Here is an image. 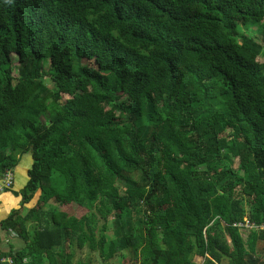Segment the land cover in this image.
<instances>
[{
	"label": "trees",
	"instance_id": "1",
	"mask_svg": "<svg viewBox=\"0 0 264 264\" xmlns=\"http://www.w3.org/2000/svg\"><path fill=\"white\" fill-rule=\"evenodd\" d=\"M250 23L264 34V0H0V179L30 154L9 190L38 195L1 221L25 242L4 253L264 264V45Z\"/></svg>",
	"mask_w": 264,
	"mask_h": 264
},
{
	"label": "rangeland",
	"instance_id": "2",
	"mask_svg": "<svg viewBox=\"0 0 264 264\" xmlns=\"http://www.w3.org/2000/svg\"><path fill=\"white\" fill-rule=\"evenodd\" d=\"M261 23H250L247 26L243 25L240 29L244 32H246L249 35L255 36L257 38V40L260 41V43L262 45H264V34L262 32H260V27H261ZM263 31V29H262ZM260 61H264V52L259 56L258 58ZM48 63H45V68H47ZM46 78V84H48L49 86L51 85V81L49 79V77H45ZM81 91V89H80ZM79 93V92H78ZM67 98V96H65V99ZM32 163V157L30 154H26L22 157L21 161L19 164H17V166L14 168V172H15V184L13 187V190H20L25 183L28 180V174H27V168L28 166H30ZM233 167L237 170L240 168V160L239 158H234L233 160ZM38 196V195H37ZM37 196L30 202H28L25 205H22L21 203V197L20 196H16L11 190L2 192L0 194V206H3L4 209L7 208V210L9 211L8 213H10L12 211V209H21L22 213H27L33 206L36 205V199ZM69 210L71 212H76V208L69 205L68 206ZM109 228L107 230V235L109 238H113L115 236V228L116 225H114V223L112 222V219L109 221ZM29 226L30 230H34V222H28L27 224ZM15 235L12 234V231H8L6 232V234H8L9 236H11V242L9 240V242H6V245L10 246L13 245L15 248H20L22 246L25 245V242L23 240V238H21L16 232H14ZM242 233L243 236L246 237L248 234V229L247 228H243L242 229ZM17 241L20 243H23L22 246H17ZM70 251L74 252V257H73V263L76 264L77 261L79 260H90L96 263H101V257L98 251H94L91 250L88 246L84 247V248H79L76 244H74L73 246L69 247ZM132 261H131V260ZM201 257H196L195 260L196 261H202ZM113 264H139L138 260L134 258L133 253L131 252L130 249H127L123 252V255L120 256V254L118 256H116L115 258V262Z\"/></svg>",
	"mask_w": 264,
	"mask_h": 264
},
{
	"label": "built area",
	"instance_id": "3",
	"mask_svg": "<svg viewBox=\"0 0 264 264\" xmlns=\"http://www.w3.org/2000/svg\"><path fill=\"white\" fill-rule=\"evenodd\" d=\"M15 184V172L12 170H7L5 175L0 179V194L2 192L8 191L9 189H12ZM240 226L246 228L252 226L250 224L249 220L245 218V223H239ZM12 234L15 235L14 231H12ZM0 264H15L14 257L9 254L4 253V249L1 246L0 243Z\"/></svg>",
	"mask_w": 264,
	"mask_h": 264
},
{
	"label": "crops",
	"instance_id": "4",
	"mask_svg": "<svg viewBox=\"0 0 264 264\" xmlns=\"http://www.w3.org/2000/svg\"><path fill=\"white\" fill-rule=\"evenodd\" d=\"M28 155V154H27ZM20 163V162H19ZM31 166V165H30ZM30 166H28V167H26L27 169H29V167ZM1 205V204H0ZM9 211L7 210V208L6 209H4V207L3 206H0V243H1V246L4 248V249H8L9 248V246L8 245H6V242H9V240H10V242H11V236H9L8 234H6L5 232H3L2 231V229H1V221L4 219V218H6L7 216H8V213ZM22 244L23 243H20V242H18L17 241V246L19 247V246H22ZM13 246V245H12ZM14 247V246H13ZM23 247V246H22ZM21 248V247H20ZM14 249H19V248H15L14 247Z\"/></svg>",
	"mask_w": 264,
	"mask_h": 264
}]
</instances>
